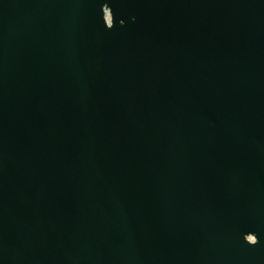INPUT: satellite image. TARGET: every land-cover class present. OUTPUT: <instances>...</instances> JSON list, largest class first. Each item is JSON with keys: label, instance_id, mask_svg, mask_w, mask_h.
<instances>
[{"label": "water", "instance_id": "obj_1", "mask_svg": "<svg viewBox=\"0 0 264 264\" xmlns=\"http://www.w3.org/2000/svg\"><path fill=\"white\" fill-rule=\"evenodd\" d=\"M0 264H264V0H0Z\"/></svg>", "mask_w": 264, "mask_h": 264}]
</instances>
